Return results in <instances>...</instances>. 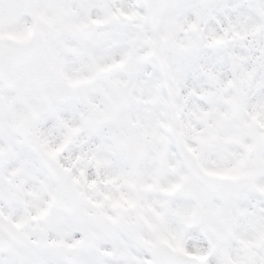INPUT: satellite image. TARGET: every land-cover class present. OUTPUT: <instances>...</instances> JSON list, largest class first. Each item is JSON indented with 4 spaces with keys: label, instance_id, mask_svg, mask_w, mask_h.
I'll return each mask as SVG.
<instances>
[{
    "label": "snow or ice",
    "instance_id": "1",
    "mask_svg": "<svg viewBox=\"0 0 264 264\" xmlns=\"http://www.w3.org/2000/svg\"><path fill=\"white\" fill-rule=\"evenodd\" d=\"M0 264H264V0H0Z\"/></svg>",
    "mask_w": 264,
    "mask_h": 264
}]
</instances>
